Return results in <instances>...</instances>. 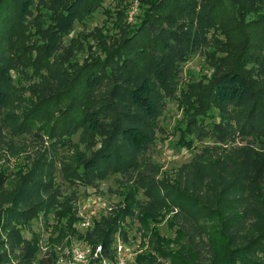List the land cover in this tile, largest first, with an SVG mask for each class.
Instances as JSON below:
<instances>
[{"label": "trees", "instance_id": "16d2710c", "mask_svg": "<svg viewBox=\"0 0 264 264\" xmlns=\"http://www.w3.org/2000/svg\"><path fill=\"white\" fill-rule=\"evenodd\" d=\"M103 3L0 0V29L34 27L46 69L31 90L40 100L27 102L12 76L24 50L0 51V264H53L56 245L65 246L73 232L57 225L49 251L39 257L41 238L28 239L24 230L37 218L72 209L80 187H99L113 177L130 189L132 203L78 236L102 246L109 259L117 232L128 241L126 216L149 229L150 220L167 211L177 251L152 228L153 255H139L135 264H225L224 256L232 264H264V0H157L130 29L121 10L118 34L95 40L97 49L108 46L103 56L73 63L75 39L67 45L66 38ZM167 9L172 12L162 14ZM231 10L239 16L257 12L250 29L259 47L249 49L258 56L245 54L202 84L194 106L200 112L188 122L186 137L201 150L173 181L160 179L150 155L159 117L179 89L185 64L213 39L227 48L219 36L230 33L222 19ZM65 99L73 101L61 110L63 119L51 123L50 112L41 123L46 105L60 109ZM212 109L216 114L207 116ZM30 148L33 164L25 174L2 169Z\"/></svg>", "mask_w": 264, "mask_h": 264}, {"label": "rangeland", "instance_id": "374dc122", "mask_svg": "<svg viewBox=\"0 0 264 264\" xmlns=\"http://www.w3.org/2000/svg\"><path fill=\"white\" fill-rule=\"evenodd\" d=\"M157 0H104L103 5L91 16L84 19L83 22H77L75 29L66 38V44L72 45V39H75V56L72 62L83 60L89 56L92 58L103 56L104 51L108 49L102 47L96 48V38L102 36H116L119 26H117L120 11H126L124 15V25L129 29L136 25L143 17L147 8V3H153ZM118 10V12H117ZM172 12L171 9L163 12ZM116 16H118L116 18ZM257 17V12L250 15L242 14L239 16L235 10H231L224 15L222 24L230 32L228 37L220 34L219 38L228 43L211 40L202 54H196L183 67V71L179 78V89L170 99L167 106L159 117L158 136L154 146L151 149V159L161 170L160 179H169L173 181L176 173L183 165L190 163L194 155L201 150V144H190L187 135H189L187 126L188 122L195 116L197 112L195 105L198 103V96L201 93L202 84L210 82L220 69H226L232 64H239L241 58L246 57L245 54L256 57L258 53L251 51L249 48L253 46L258 48V37L252 32V20ZM5 29H0V51L9 54L21 53L19 69L12 71L13 79L20 90H23L26 101H39L40 96L35 95L31 90L40 81V77L46 74V69L41 63L40 53L37 50L39 41L35 39L36 31L34 27H18V25H6ZM100 34V35H99ZM117 40V38H115ZM79 43V47H76ZM94 46L90 52L88 48ZM106 49V50H105ZM233 50L230 53V51ZM248 51V53H244ZM26 54L23 58V55ZM245 64V61L242 62ZM82 84L76 85L75 90H81ZM72 100L65 99L62 108H53L52 104H47V109L41 117V123L49 120L48 114L51 112V123L62 120L61 110L70 107ZM39 103V102H38ZM201 112H206L205 106ZM216 110L212 109L207 116H214ZM45 116V117H44ZM191 135H189L190 139ZM187 139V140H186ZM78 142V138H75ZM33 148L27 153L22 152L15 158H11L4 162L2 169L9 174L23 175L31 169L34 157ZM73 151V150H72ZM70 151V153L72 152ZM130 189L118 182L117 177L105 180L99 183V187H80L77 191V201L70 210L60 213H52L46 219L37 218L31 222L30 228L24 230L26 238L31 239L34 235H39L40 253L39 257L44 256L49 251V239L55 234L57 225L66 226V229L73 233L68 236L62 244L58 246V256L86 244L78 238L79 234H84L87 230L92 229L97 223L103 222L110 218L112 213L118 209H125L126 204L132 202L128 199ZM227 213V211H225ZM222 219L225 220L224 213ZM172 212L164 211L157 220H150L149 229L141 224L138 218L126 216L124 219L125 230L127 231L128 241H124L117 232L114 236V245H122V255L128 259L129 264H135L139 255L152 254L151 244L149 243V235L151 229L155 228L157 237L166 240V244L172 250L177 251V230L173 223ZM91 222L92 228L83 227L84 222ZM142 230V231H141ZM57 236V235H56ZM223 245V249L227 247V242L223 238L217 239ZM218 243V245H219ZM56 246L54 249H56ZM153 255V254H152ZM58 258V257H57ZM56 258V259H57ZM225 264H232L227 256H224Z\"/></svg>", "mask_w": 264, "mask_h": 264}, {"label": "built area", "instance_id": "2783aa9c", "mask_svg": "<svg viewBox=\"0 0 264 264\" xmlns=\"http://www.w3.org/2000/svg\"><path fill=\"white\" fill-rule=\"evenodd\" d=\"M85 228H92V223L84 222ZM115 257L109 259L104 256L102 246H92L88 243L74 248L58 256L53 264H129L128 259L122 255V245H114Z\"/></svg>", "mask_w": 264, "mask_h": 264}]
</instances>
